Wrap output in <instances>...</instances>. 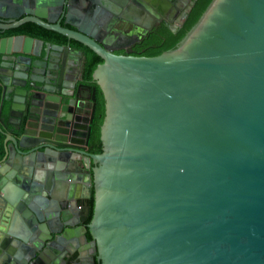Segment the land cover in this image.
<instances>
[{"label": "water", "instance_id": "1", "mask_svg": "<svg viewBox=\"0 0 264 264\" xmlns=\"http://www.w3.org/2000/svg\"><path fill=\"white\" fill-rule=\"evenodd\" d=\"M144 1L153 22L173 2ZM109 3L36 0L29 9L0 0V35L31 22L99 56L92 78L105 100L102 152L88 153L96 87L67 76L82 52L0 37L7 264H66L70 251L74 264H264V0H212L154 57L111 52ZM47 7L64 8L73 29ZM78 154L95 165L86 226L91 175L85 202L46 186Z\"/></svg>", "mask_w": 264, "mask_h": 264}, {"label": "flooded vegetation", "instance_id": "2", "mask_svg": "<svg viewBox=\"0 0 264 264\" xmlns=\"http://www.w3.org/2000/svg\"><path fill=\"white\" fill-rule=\"evenodd\" d=\"M35 1L36 0H6V4L9 6L17 5L20 6L21 8L24 7V8L33 9L35 7L34 6ZM66 1L68 0H65V2ZM134 1L135 0H110V3L106 5L107 8L114 10L115 16L107 19V22L110 23H109V31L107 32L105 38L107 39V41H109L108 42L109 45L113 47V50L111 52L116 55L144 56L143 53L146 51V49L152 46L151 44H148L152 32L161 24L165 25L171 30H176L180 28L183 24L184 19L187 17L189 10L191 9V6L193 5V2L195 0H173L172 5H170L165 16H163L161 20L157 22L156 21L153 22V20L151 19V12L153 11L149 8V5L146 1L139 0V4L135 3ZM47 8H48L47 9L48 12L52 14V16H59V19H61L59 24H61L62 27L73 29L72 27L64 23V19L62 20V17L64 16L63 11L65 8V4L62 12L58 11L57 8L54 7H47ZM111 10H108L107 12ZM105 13H103L102 15H104ZM123 16L125 17L124 20L121 19V17ZM12 24H14V22L10 23L9 25ZM140 31L144 33L143 35L141 34V36L139 34ZM67 45L69 44H64L61 46H67ZM77 60L79 61L77 64L78 66H76L77 68L68 71L67 73L68 78L77 80L76 82L77 85L84 84L91 86L90 84H87L82 80V66L84 63V56H83V60L79 57H77ZM91 88H93V86H91ZM82 94L86 98L85 103L87 105L88 104L90 105L91 104L90 89H84L82 91ZM90 148L91 147L89 146L88 143L86 149L88 153H90L89 152ZM94 167L95 166H92L91 163H88L86 157L82 156L81 154H78L77 157H73V159L69 161V170L72 172L80 171L79 174H81L79 175L80 180L78 179V181H80V187H82L83 189V194L80 196V194H77L79 193L78 190H75L78 192H75L73 190L74 191L73 193L77 194V198L74 199V201H77V203L81 201L82 202L87 201V198H85L86 182L84 181V175L86 173H89L91 175L90 193L91 196L93 194L92 191L94 190V184H93L92 169ZM38 169L39 168H37L36 173H34L35 176L37 175ZM39 171H43V169H39ZM44 173L45 172H43V174ZM64 177L65 176L61 177V179H59L58 181L53 175V177L47 181L46 186L50 185L49 187H54L56 183L57 184L61 183ZM69 191L71 192V190ZM86 221L82 223L83 226H86L88 224L86 223ZM79 233L82 234L83 230H81ZM84 235L87 238V232ZM87 241L90 242L91 240L87 239ZM70 254H71L70 259H68L66 264H74L75 262V259H73L75 253L70 251Z\"/></svg>", "mask_w": 264, "mask_h": 264}, {"label": "trees", "instance_id": "3", "mask_svg": "<svg viewBox=\"0 0 264 264\" xmlns=\"http://www.w3.org/2000/svg\"><path fill=\"white\" fill-rule=\"evenodd\" d=\"M212 0H195L187 17L184 19L183 24L180 28L176 30H171L165 25L161 24L157 27L151 34V38L148 44H151L148 49L143 53L145 57H154L159 54L174 48L178 42L186 35V33L191 29V27L197 22L199 17L205 11L207 6ZM29 35L37 39H42L45 42H51L58 45L69 44L71 48L75 50H80L84 56V63L82 66V80L96 87V106L94 110V117L91 123L90 134H89V149L90 153L99 154L102 152V143L100 140V128L105 117V100L103 94L96 82L92 78V74L96 67L101 64L102 59L93 53L90 49L83 46L81 43L67 39L65 36L50 30H46L39 25L28 22L20 26L19 28L12 29L6 33L0 35L2 36H12V35ZM3 141L4 135L0 132V159L3 155ZM92 166H95L91 163ZM92 198L90 200L91 211L88 216L86 223H89L92 219L93 209H94V190L92 191ZM87 239L91 240V235L87 231ZM95 264H100L99 261H95Z\"/></svg>", "mask_w": 264, "mask_h": 264}, {"label": "crops", "instance_id": "4", "mask_svg": "<svg viewBox=\"0 0 264 264\" xmlns=\"http://www.w3.org/2000/svg\"><path fill=\"white\" fill-rule=\"evenodd\" d=\"M2 62H3V60L0 57V63H2ZM72 62H74V64L70 65V70L77 68L76 66H78L77 64L79 61L73 60ZM2 87H3V84L0 80V128L3 129L2 119H3V115H5L4 113H5L6 109L2 108V111H1ZM4 104H5V102H4ZM5 130L7 131L8 129H5ZM79 173H80V171L79 172L78 171L72 172L68 169V174L67 173L65 174L63 181L60 183L62 185V188L65 190V192H68L69 190H74V191L78 190L79 193H77V194H80V196L83 194V189H82V187H80V181H78L79 175H81ZM37 183H40V181L37 180ZM78 191H75V192H78ZM0 215H1V213H0ZM4 220H5V218L0 216V264H7L8 261L11 259V257L9 256V253H7L5 248H4L5 244L7 242V240H6L7 237L5 234L7 224Z\"/></svg>", "mask_w": 264, "mask_h": 264}, {"label": "clouds", "instance_id": "5", "mask_svg": "<svg viewBox=\"0 0 264 264\" xmlns=\"http://www.w3.org/2000/svg\"><path fill=\"white\" fill-rule=\"evenodd\" d=\"M43 178H44V174L42 172H37V175L35 176V179L40 181V182H43Z\"/></svg>", "mask_w": 264, "mask_h": 264}]
</instances>
